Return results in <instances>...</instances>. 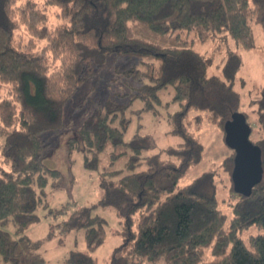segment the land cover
<instances>
[{
	"label": "trees",
	"instance_id": "1",
	"mask_svg": "<svg viewBox=\"0 0 264 264\" xmlns=\"http://www.w3.org/2000/svg\"><path fill=\"white\" fill-rule=\"evenodd\" d=\"M51 8H56V22ZM134 23L160 35L194 31L201 42L214 40L225 47V59L217 62L215 53L195 49L187 39L160 45L138 36ZM254 23L264 30V0H0V139L2 162L10 167L0 170V264H20L38 245L27 231L41 219L37 210L47 190L64 182L63 172L44 162L52 150L48 135L65 132L67 103L115 52L143 60L133 73L139 92L130 99L138 94L145 101L138 113L146 110L171 123L168 132L181 141L144 154L154 141L136 131L126 139L133 117L129 103L114 96L84 118L67 139L70 158L73 150H80L85 167L98 170L109 148L111 164L128 154L130 171H100L99 201L76 209L64 221L68 229L84 228L86 247L72 249L62 264H99L92 253L108 233L106 219L93 214L97 206L112 207L119 216L122 240L112 251L111 264H264V136H251L261 148L263 176L249 195L234 189L235 150L229 147L224 158L231 189L239 195L231 204V217L220 207L214 171L180 184L205 153L189 128L190 113L199 124L204 114L221 128L224 140L225 123L236 112L249 122L235 87L242 57L231 41L255 48ZM215 66L220 74L211 72ZM163 92L171 93L169 100ZM255 104L257 123L264 130V88ZM158 107L166 110L163 116H156ZM11 224L13 231L6 229ZM252 226L262 232L245 240L241 232Z\"/></svg>",
	"mask_w": 264,
	"mask_h": 264
},
{
	"label": "rangeland",
	"instance_id": "2",
	"mask_svg": "<svg viewBox=\"0 0 264 264\" xmlns=\"http://www.w3.org/2000/svg\"><path fill=\"white\" fill-rule=\"evenodd\" d=\"M51 20L58 21L56 8H51ZM133 28L138 36L156 42L163 46L176 45L182 39H187L188 44L206 54L216 55L217 62L225 59L226 48L219 46V42L211 40L201 42L194 31L184 30L182 32H172L167 35H160L150 30L142 23H134ZM254 35L257 46L247 50L231 41V46L242 57V65L236 79V89L241 93V110L249 114V122L254 127L252 133L253 140L264 136V130L256 120L255 99L260 97V91L264 88V30L260 24H253ZM25 33V31H24ZM181 37V38H180ZM43 43V42H42ZM218 47L213 50L215 47ZM40 49V47H39ZM147 60V59H146ZM143 60L137 55H125L122 53H112L107 60L95 68L93 75L76 90L65 107L64 123L65 132H50L48 138L52 142L51 151L45 157L44 162L50 167L59 168L64 174V182L61 187L50 188L38 207V214L41 219L33 223L27 233L38 242L31 250L23 256L20 264H62L66 261L72 249H85L84 228L68 229L64 221L72 213L84 206L96 204L102 196L101 170L121 169L122 173L129 172L126 161L128 154H123L115 164L108 160V148L101 156V165L98 170L88 169L84 165L83 153L80 150H73L71 158L69 148L66 145L67 139L75 135L77 129L84 118L92 110L104 104L110 96H114L123 102L129 103L130 114L133 117L131 130L126 139L131 138L133 132L148 134L154 141L152 149L144 150V154L152 151L157 152L171 144L181 141V137L172 134L170 131L172 124L164 119L157 120L155 114L146 110H137L145 106V101L138 94L130 100L133 94L139 92L140 82L134 76V71L143 67ZM132 70L131 74L126 71ZM212 73L220 74L221 70L215 66L211 69ZM117 92L125 93L120 96ZM164 100H169L171 93L162 94ZM157 117L163 116L166 111L158 107ZM133 110V111H132ZM166 113V112H165ZM166 115V114H165ZM190 129L205 145L203 160L191 165L187 173L180 180L181 185L191 182L196 176L205 170L215 172L218 185V197L222 211L229 217L232 215V203L239 199V195L231 189L230 169L224 166V158L230 154V148L224 140V133L217 125L209 121L202 114V122L199 124L195 120L196 114H192ZM189 115V116H190ZM139 123L141 126L139 127ZM0 139V170H10V167L2 162ZM60 212H49V209L62 208ZM93 214H99L106 219L107 238L92 254L97 258L99 264H111V254L115 246L121 243V236L117 233L120 228L119 216L115 209L109 206H97L93 209ZM6 229L13 231L14 226L9 225ZM262 232V229L252 226L241 232V236L247 240L251 234ZM210 252V251H208ZM162 264V263H159Z\"/></svg>",
	"mask_w": 264,
	"mask_h": 264
},
{
	"label": "water",
	"instance_id": "3",
	"mask_svg": "<svg viewBox=\"0 0 264 264\" xmlns=\"http://www.w3.org/2000/svg\"><path fill=\"white\" fill-rule=\"evenodd\" d=\"M225 142L235 150L232 180L236 192L249 195L263 176L261 148L251 140L252 125L243 112L225 123Z\"/></svg>",
	"mask_w": 264,
	"mask_h": 264
}]
</instances>
